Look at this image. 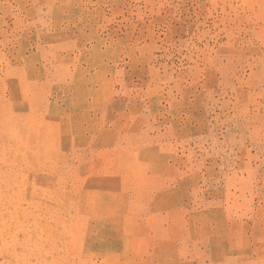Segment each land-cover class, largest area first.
Instances as JSON below:
<instances>
[{
    "label": "rangeland",
    "instance_id": "rangeland-1",
    "mask_svg": "<svg viewBox=\"0 0 264 264\" xmlns=\"http://www.w3.org/2000/svg\"><path fill=\"white\" fill-rule=\"evenodd\" d=\"M0 264H264V0H0Z\"/></svg>",
    "mask_w": 264,
    "mask_h": 264
}]
</instances>
